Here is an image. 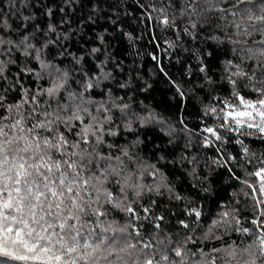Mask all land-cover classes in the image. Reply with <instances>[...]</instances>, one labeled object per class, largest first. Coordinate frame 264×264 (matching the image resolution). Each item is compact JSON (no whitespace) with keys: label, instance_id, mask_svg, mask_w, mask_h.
<instances>
[{"label":"snow or ice","instance_id":"obj_1","mask_svg":"<svg viewBox=\"0 0 264 264\" xmlns=\"http://www.w3.org/2000/svg\"><path fill=\"white\" fill-rule=\"evenodd\" d=\"M205 11L216 13L212 19L223 21L217 27L224 31L227 43L233 45V54L241 62H250L251 71L233 60L227 62L229 96L214 97V103L205 106L203 115L214 118L216 123L202 121L203 127L197 135L203 138V148L215 147L219 153L221 144L231 142L223 133L231 134L234 143L241 146V158L251 165L254 154L239 137L264 140V0L259 3L256 0H186L181 14L199 18ZM161 12L160 24L172 27L174 21L163 9ZM197 27L198 23L193 21L191 28ZM49 30L55 31L51 26ZM212 39L224 42L218 36ZM28 40L27 35H22L19 43L0 38V55L8 56L7 61H0V264H258L264 261V154L259 157L260 166L254 171L246 170L248 176L255 177L254 181L240 180L238 174L234 175L251 189V193L244 191V195L259 210L250 221L255 228L253 243L244 248L227 241L223 242L226 246L213 244L209 249L205 243L200 247L201 242L222 240L229 232L242 236L254 234L241 225V219L235 215L237 209L229 210L221 205L223 210L210 222L203 221L200 209L187 208L192 220H179L180 227L186 230L183 241L169 238L168 248H157L154 241L160 245L165 243L159 239V233L165 231L164 216L153 215L144 197L148 196L155 205L157 201L151 199V194L160 196L161 188L167 186L146 184L147 169L129 148L118 149L108 139L120 135L117 120L126 131H133L135 112L129 111L128 103L113 101L111 106L96 105L86 98L85 93L99 83L91 76L83 84L84 93L72 89L68 74L60 73L59 69L55 73L50 71V63L42 59L40 49ZM13 52L35 59L39 70L25 67L15 78L9 77L7 66L17 63ZM97 52L100 49L94 47L92 53ZM152 59L158 58L153 55ZM160 70L164 71L162 67ZM199 70L205 72L206 67ZM21 73L37 81L47 77V85L37 83L29 88ZM241 80L247 82L244 87L255 98L243 94ZM208 83L215 81L209 78ZM12 91H19L20 95L9 102L8 94ZM108 92L111 94V89ZM177 92L184 97L179 86ZM156 119L153 113H148L140 118V125L146 126ZM235 160L236 156L229 155L215 163L232 172L222 161ZM194 161L195 157L189 161L193 163V173ZM151 167L154 170L148 174L155 177L159 169ZM175 199L182 198L177 195ZM113 210L123 213L126 223L121 226L115 218L109 219ZM142 219L156 221L151 235H146L147 228L139 223Z\"/></svg>","mask_w":264,"mask_h":264},{"label":"trees","instance_id":"obj_2","mask_svg":"<svg viewBox=\"0 0 264 264\" xmlns=\"http://www.w3.org/2000/svg\"><path fill=\"white\" fill-rule=\"evenodd\" d=\"M185 7L186 0H0V25H4L0 28V38L19 43L22 35H27L28 42L39 48L42 59L50 63L49 70L66 72L69 85L77 92L84 93L83 84L88 76L94 82L98 80V86L85 93L96 105L107 103L111 106L115 101L131 106L129 111L135 112L133 131H126L117 120L120 135L108 139L116 143L118 149L129 148L139 164L147 169L146 184L167 186L161 188L162 195L151 194V199L157 201L155 205L148 196L144 197V203L152 208L153 215L164 216L165 231L159 233V239L165 243L160 245L154 241L157 248H168L169 238L183 241L186 230L180 227L179 220H192L187 215V208L200 209L203 221L210 222L223 210L221 205L229 210L237 209L235 215L241 219V225L254 234L242 236L229 232L222 240L201 242L200 247L203 248L205 243L209 249L213 244L226 246L223 242L227 241V244L244 248L255 240V228L250 221L259 210L254 207V201L244 195V191L251 193V189L240 180H255L247 175V171L260 166L264 140L239 137L254 154L249 165L241 158V146L234 143L231 134L223 133L231 142L221 144L222 151L218 153L215 147L203 148V138L197 133L203 127L202 121L216 123L214 118L203 115L205 106L212 105L214 97L224 99L229 96L227 62L240 63L249 72L250 62H241L239 56L233 54V45L227 43L224 31L217 27L223 21L212 19L216 13L205 11L199 18L190 17L181 14ZM161 9L174 21L172 27L160 24ZM25 16L29 19L25 20ZM193 21L198 23L196 29L191 28ZM50 26L54 32L49 30ZM185 29H188L187 33ZM214 36L224 42L212 39ZM94 47L100 52L92 53ZM209 52L214 55L209 56ZM12 55L17 63L7 66L9 77L15 78L25 67L39 70L35 59L26 58L20 52ZM153 55L158 59L153 60ZM7 59V55H0V61ZM202 66L206 67L205 72H200ZM21 76L29 88H34L37 83L47 85V77L37 81L33 76L23 73ZM209 78L215 83L209 84ZM246 83L240 81L243 94L255 98V94L244 87ZM177 86L184 92L183 98L177 92ZM19 95V91L10 92L9 102L17 100ZM148 113H153L157 119L141 127L140 118ZM116 115L120 114L116 112ZM229 155L236 156L237 160L222 163H227L232 172L215 163ZM192 157H195V173L193 163L189 162ZM153 165L159 169L155 177L148 174L154 170ZM236 174L240 180L234 178ZM177 195L182 199L176 200ZM112 218L121 226L127 221L123 213L115 210L109 217ZM139 223L147 228L146 235L155 231L152 225L156 221L142 219ZM200 231L202 235L203 230ZM156 258L159 259V255ZM258 264H264V261H258Z\"/></svg>","mask_w":264,"mask_h":264}]
</instances>
